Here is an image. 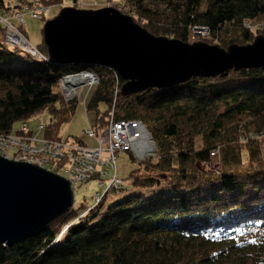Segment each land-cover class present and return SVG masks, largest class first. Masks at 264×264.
Listing matches in <instances>:
<instances>
[{"label":"trees","instance_id":"trees-1","mask_svg":"<svg viewBox=\"0 0 264 264\" xmlns=\"http://www.w3.org/2000/svg\"><path fill=\"white\" fill-rule=\"evenodd\" d=\"M10 1L0 0V10ZM39 1L50 7L63 0ZM113 1L114 8L121 6ZM128 2V13L156 36L189 42L194 28H206V42L227 48L264 35L246 24L264 20V0ZM35 47L40 58L8 46L0 25V135L20 133H13L17 121L48 111L44 137L63 140L60 127L77 101L64 100L60 78L89 70L100 78L86 103L87 111L96 112L93 127H106L112 115L116 121L141 120L157 158L129 152L135 166L126 179L119 174L121 187L108 190L98 205L74 206L34 237L13 246L0 243V264H264L263 68L123 96L125 80L115 70L51 63L44 40ZM101 103L108 108L102 111ZM219 147L222 171L200 172L196 163L209 162ZM126 180L140 191L105 206L110 192L124 194Z\"/></svg>","mask_w":264,"mask_h":264},{"label":"water","instance_id":"water-1","mask_svg":"<svg viewBox=\"0 0 264 264\" xmlns=\"http://www.w3.org/2000/svg\"><path fill=\"white\" fill-rule=\"evenodd\" d=\"M43 40L51 63L115 70L125 80L123 96L198 76L227 77L231 71L264 69V35L227 48L206 41L189 43L156 36L114 7H64L46 21ZM35 57H41L39 51ZM74 206L75 186L69 179L0 155V243L13 246L34 237Z\"/></svg>","mask_w":264,"mask_h":264},{"label":"built area","instance_id":"built-area-1","mask_svg":"<svg viewBox=\"0 0 264 264\" xmlns=\"http://www.w3.org/2000/svg\"><path fill=\"white\" fill-rule=\"evenodd\" d=\"M8 6L7 10H0V25L3 27L4 40L8 45L20 47L34 56L38 55L37 49L28 42L21 29L26 25L27 14L35 19H43L49 7L39 0L26 6L13 4ZM246 24L248 28L264 30V20L251 23L246 21ZM193 31L201 35L209 34L206 28H194ZM99 83V76L89 70H80L60 78L62 96L67 102L80 99L83 85L95 86ZM44 127L42 123L37 126L39 131L44 130ZM29 131L25 128L18 134L0 135V155L16 161L35 163L50 170L58 169V174L69 179L75 187L90 181L98 174L100 181L94 196L95 205L102 201L108 190L123 185L124 181L119 176L117 167V157L120 153L132 152L138 159L156 155L155 140L141 120L116 121L112 115L98 141L99 145L95 148L86 144L45 137L37 139L33 136V130L31 133ZM98 131L99 129L93 127L86 130V134L94 137L97 136ZM255 137L257 136L252 135V138ZM243 140L247 141L248 137ZM211 154L213 159H219L220 147L213 149ZM61 160L65 163L59 166L58 162Z\"/></svg>","mask_w":264,"mask_h":264},{"label":"rangeland","instance_id":"rangeland-1","mask_svg":"<svg viewBox=\"0 0 264 264\" xmlns=\"http://www.w3.org/2000/svg\"><path fill=\"white\" fill-rule=\"evenodd\" d=\"M17 0H11L10 5H17L20 4L14 3ZM30 1H37V0H30ZM119 1L123 7H118L117 9L120 10L123 13H128L131 11V4L128 2V0H115ZM115 3L113 0H79L77 2H73L72 0H63L58 2L56 5H52L48 8L45 16L43 19H35L30 14H27L26 16V25L24 27V31L27 35L28 42L32 46H36L40 44L43 41V28L47 20L54 18L58 12L63 9L64 7H75L79 9H85V10H97L104 7H114ZM32 4V3H31ZM30 5L25 4L23 6ZM130 14V13H128ZM131 15V14H130ZM209 35H201L197 32L192 31L190 34V41L189 43H194L197 41H207L205 38L209 37ZM210 42V41H208ZM95 89V86H91L89 84L83 85L81 89V96L80 99L77 101L76 109L74 113L72 114L71 118L63 123V125L60 127V136L63 138L64 141L67 142H78L79 140L84 141V143L92 148H95L99 145V139L102 136V133L105 130V127L100 128L101 130L98 131L97 136H89L86 134V130L93 129V124L95 123L96 118V112L94 110L87 111L86 103L89 100L91 93ZM108 108V105L105 103L100 104V109L106 110ZM51 121V115L48 111H43L41 113H37L33 115L32 117L25 120L26 123L23 121H17L13 125V133H16L18 130H23L25 128L29 130H33L34 138L37 139H43L44 138V131H39L37 126L39 124L47 125ZM27 125V127H25ZM78 138V139H77ZM196 144L199 146L201 144V138L197 139ZM261 152H262V161L264 162V141L261 145ZM246 154V152H244ZM221 156V155H220ZM155 159L157 158L156 155L150 156ZM212 157V154H211ZM205 161H198L196 163L197 169L204 173V174H219L223 169V161L222 157L219 159H211L208 164H204ZM135 164L132 162L131 154L129 152H123L117 157V167L119 174L122 178H127L130 174V171L133 169ZM244 168H247V165L244 166ZM110 173L112 171L110 170ZM107 181V179H105ZM99 176H94L93 179H91L88 182L80 183L75 187V208H83L85 207L93 206L95 204L94 196L97 192L98 184H99ZM126 188L127 190L124 192L123 195H117L115 192H110L107 196L105 206H107L109 203H111L113 200L129 195L134 192H139L140 190L135 188L132 185L131 180H126ZM82 209V210H83Z\"/></svg>","mask_w":264,"mask_h":264},{"label":"bare ground","instance_id":"bare-ground-1","mask_svg":"<svg viewBox=\"0 0 264 264\" xmlns=\"http://www.w3.org/2000/svg\"><path fill=\"white\" fill-rule=\"evenodd\" d=\"M71 77H73V76H71Z\"/></svg>","mask_w":264,"mask_h":264}]
</instances>
